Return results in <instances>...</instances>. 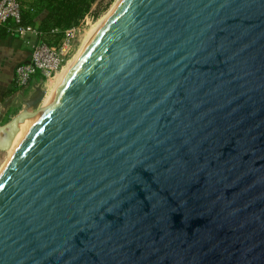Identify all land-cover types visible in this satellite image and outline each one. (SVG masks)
<instances>
[{
	"label": "water",
	"instance_id": "obj_1",
	"mask_svg": "<svg viewBox=\"0 0 264 264\" xmlns=\"http://www.w3.org/2000/svg\"><path fill=\"white\" fill-rule=\"evenodd\" d=\"M0 264H264V0H122L0 176Z\"/></svg>",
	"mask_w": 264,
	"mask_h": 264
},
{
	"label": "built area",
	"instance_id": "obj_2",
	"mask_svg": "<svg viewBox=\"0 0 264 264\" xmlns=\"http://www.w3.org/2000/svg\"><path fill=\"white\" fill-rule=\"evenodd\" d=\"M37 4H24L22 0H0V27L11 35L27 39L35 33L30 24L25 23V15L37 17L40 14ZM95 21L90 10L77 25L60 31L59 41L50 45L38 40L32 43L30 57L27 62L19 63L14 70L13 84L16 90L29 87L33 76L37 75L41 81L49 80L63 68L80 46L86 29ZM52 32H59L57 28Z\"/></svg>",
	"mask_w": 264,
	"mask_h": 264
},
{
	"label": "rangeland",
	"instance_id": "obj_3",
	"mask_svg": "<svg viewBox=\"0 0 264 264\" xmlns=\"http://www.w3.org/2000/svg\"><path fill=\"white\" fill-rule=\"evenodd\" d=\"M22 1L25 5L28 3L37 4L39 7V11L42 10L41 6L43 5L42 4L43 0H22ZM118 1L119 0H96L93 3L90 10L92 11V14L94 15L95 21L92 22L91 25L86 29L85 34L81 38L80 46H79L78 50L75 52L74 56L69 58L68 61H70L73 58L72 59V62H73L74 57L79 56L82 49L86 46V44L88 43L90 38L93 36L94 32L102 24V22H104V20L110 14L111 10L114 8V6L116 5V3ZM26 17H30V16H28L26 14ZM66 64H64V66ZM64 66H63V68H64ZM61 70L55 75V77L50 78L49 80L41 81V84H40V86H38V88L35 87L30 93H26V95H25L26 97L24 100L25 102H30L31 100H33L41 91L44 93V96L47 97L49 95V97H47L46 100L43 98L44 101H42L43 100L42 99L37 104L33 105V107H30V106L28 107V106H26V103H24L23 109L27 108L28 120H29L28 122L29 123L33 119H35V121L37 120V118L39 117V114H41L40 112H42L45 105L49 102L50 98L53 96L56 89L59 87V84L62 80L59 77V75L61 74ZM51 88H52V91H50ZM19 108H21V107H18V108L16 107L14 109L7 110L5 113H3L0 117V125H3L5 123L9 122L12 118H15L17 116V114L23 110V109L19 110ZM15 145L16 144H14L9 150H1L0 149V176L2 175V173L6 169L7 165L9 164V162L13 158L11 153H12Z\"/></svg>",
	"mask_w": 264,
	"mask_h": 264
},
{
	"label": "crops",
	"instance_id": "obj_4",
	"mask_svg": "<svg viewBox=\"0 0 264 264\" xmlns=\"http://www.w3.org/2000/svg\"><path fill=\"white\" fill-rule=\"evenodd\" d=\"M38 40L39 36L35 33L23 39L7 34L5 29L0 27V102L9 100L5 107L0 108V117L7 110L16 107H21L19 110L23 109L26 93H30L41 84L37 75L32 77L29 87L24 90H16L13 84L15 67L29 60L31 45Z\"/></svg>",
	"mask_w": 264,
	"mask_h": 264
},
{
	"label": "trees",
	"instance_id": "obj_5",
	"mask_svg": "<svg viewBox=\"0 0 264 264\" xmlns=\"http://www.w3.org/2000/svg\"><path fill=\"white\" fill-rule=\"evenodd\" d=\"M96 0H43L41 12L37 17H26L39 34V40L50 45L59 41L60 31L73 27L90 11ZM57 28L59 32H52ZM8 34V33H7Z\"/></svg>",
	"mask_w": 264,
	"mask_h": 264
},
{
	"label": "bare ground",
	"instance_id": "obj_6",
	"mask_svg": "<svg viewBox=\"0 0 264 264\" xmlns=\"http://www.w3.org/2000/svg\"><path fill=\"white\" fill-rule=\"evenodd\" d=\"M122 0H119L116 5L114 6V8L111 10L110 14L106 17V19L104 20V22H102V24L97 28V30L94 32L93 36L90 38V40L88 41V43L86 44V46L82 49V51L80 52L79 56H75L74 57V61L72 62V59L70 61L67 62V64L64 66V68L61 70V74L59 75L61 82L59 84V86L61 85V83L64 81V79L66 78V76L68 75V73L71 71V69L73 68L74 64L76 63V61L78 60V58L80 57V55L86 50V48L90 45V43L92 42V40L95 38V36L98 34V32L101 30V28L105 25V23L107 22V20L110 18V16L113 14V12L115 11V9L117 8V6L120 4ZM72 62V63H71ZM71 64V65H70ZM58 89V88H57ZM56 89V90H57ZM54 90V89H53ZM50 91H52V88L50 89ZM49 97V95L47 96ZM46 96H44L43 98L46 100L47 98ZM54 97V94L53 96L50 98L49 102L53 99ZM44 99L42 101H44ZM48 102V103H49ZM48 103L45 105V107L43 108L42 112H40L41 114H39V117L37 118V120L35 121V119L31 120V122L29 123L28 121V116L27 118L22 122L20 123L18 126H14L13 129L10 131L11 134H13L16 130H18V128H22V130L18 133V135L16 136L15 138V141L13 143L16 144L13 148V151H12V156L14 157L17 150H18V147H19V144L21 142V140L23 139V137L25 136V134L27 133L28 130H30L37 122L38 120L40 119L42 113L44 112L46 106L48 105ZM44 104V103H43ZM35 121V122H34ZM34 122V123H33ZM11 156V157H12Z\"/></svg>",
	"mask_w": 264,
	"mask_h": 264
}]
</instances>
